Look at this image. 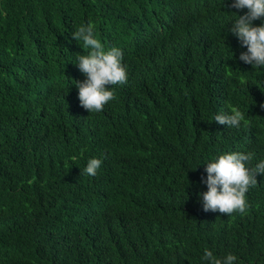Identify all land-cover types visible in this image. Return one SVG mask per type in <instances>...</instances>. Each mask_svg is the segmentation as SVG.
Returning <instances> with one entry per match:
<instances>
[{
	"label": "trees",
	"instance_id": "16d2710c",
	"mask_svg": "<svg viewBox=\"0 0 264 264\" xmlns=\"http://www.w3.org/2000/svg\"><path fill=\"white\" fill-rule=\"evenodd\" d=\"M233 2L0 0V264H264V174L243 214L201 196L220 155L264 160V66L240 60ZM89 22L129 77L99 113L76 87ZM233 107L247 125L214 121Z\"/></svg>",
	"mask_w": 264,
	"mask_h": 264
},
{
	"label": "clouds",
	"instance_id": "9594fccd",
	"mask_svg": "<svg viewBox=\"0 0 264 264\" xmlns=\"http://www.w3.org/2000/svg\"><path fill=\"white\" fill-rule=\"evenodd\" d=\"M233 8L248 12L238 16L230 31L239 38L247 51L241 53L240 60L254 67L264 66V24L254 25V21L264 19V0H234ZM95 23L82 24L73 33V38L82 43L87 54L78 56V66L87 77L77 82L81 106L90 113H99L114 101L115 86L128 82V71L124 64V54L119 47L107 48L98 38ZM214 121L229 127H239L241 122L247 125L245 114L236 107L231 114H218ZM254 153L231 152L220 155L217 160L207 163L208 191L201 193L205 211H219L231 215L234 212L245 213L250 204L247 193L258 185V174H264V160L251 166ZM99 158L89 160L84 172L96 176L102 167ZM203 259L209 264H235L237 257L228 254L220 258L212 250L205 248Z\"/></svg>",
	"mask_w": 264,
	"mask_h": 264
}]
</instances>
